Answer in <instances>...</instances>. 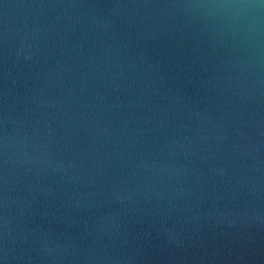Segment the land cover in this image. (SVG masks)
<instances>
[{
    "label": "water",
    "instance_id": "water-1",
    "mask_svg": "<svg viewBox=\"0 0 264 264\" xmlns=\"http://www.w3.org/2000/svg\"><path fill=\"white\" fill-rule=\"evenodd\" d=\"M0 264H264V0H0Z\"/></svg>",
    "mask_w": 264,
    "mask_h": 264
}]
</instances>
